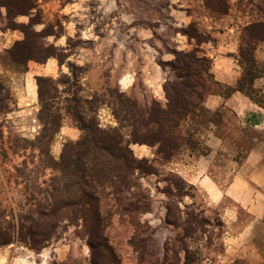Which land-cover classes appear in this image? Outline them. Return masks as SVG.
<instances>
[{"label":"rangeland","instance_id":"rangeland-1","mask_svg":"<svg viewBox=\"0 0 264 264\" xmlns=\"http://www.w3.org/2000/svg\"><path fill=\"white\" fill-rule=\"evenodd\" d=\"M226 2L227 15L212 13L206 0H38L40 24L31 30H45L49 36L41 46L51 47L55 56L46 63L31 61L26 71L8 54L24 34L9 29L11 19L6 8H0V264H104L92 251L82 220L69 222L70 210L54 229L48 205L59 171L52 160L59 161L64 146L79 141L83 133L66 116L48 155L40 151L37 78L57 82L59 107H66L67 98L78 99L80 103L72 105H79L85 119L101 129L118 130L126 142L132 141V134L149 141V110L155 103L167 105L164 85L174 76V52L206 57L216 34L234 27L242 40L247 25L264 23V0ZM15 21L28 25L30 17ZM259 47L264 57V43ZM197 115L181 125L185 141L170 162L149 144L131 143L142 170L127 178L128 190L114 195L106 188L105 235L121 264H184V247L197 254L198 264H233L237 259L264 264L255 246L264 235V219L241 244L248 257L230 250L231 240L251 222L248 211L234 209L228 199L210 204L207 192L190 184L180 170L191 151L204 152L198 135L207 123ZM231 158V153H223L221 164L211 171L221 190L233 171L219 167L229 166ZM256 189L252 185L250 192ZM131 204L136 210H126ZM227 208L239 214L238 223L228 222ZM38 233L46 236L42 239ZM6 240L10 243L2 245Z\"/></svg>","mask_w":264,"mask_h":264},{"label":"trees","instance_id":"trees-1","mask_svg":"<svg viewBox=\"0 0 264 264\" xmlns=\"http://www.w3.org/2000/svg\"><path fill=\"white\" fill-rule=\"evenodd\" d=\"M206 5L212 13L223 15L229 13L226 0H206ZM1 7L6 8L8 18L11 19L9 29L21 30L24 34V39L17 41L8 51L14 64L22 66L26 71L31 61L46 63L55 56L51 47L41 46L42 39L49 36L44 33L45 30L41 32L31 30L32 25L40 24L37 20L38 0H0ZM20 16L30 17V23L28 25L16 23L15 19ZM243 32L245 34L240 42L238 58L242 76L234 90L245 94L259 107L264 108L263 90L255 87V81L264 75V62L257 58L259 45L264 43V23H252L246 26ZM174 55L175 60L170 63L174 76L164 85L167 105L164 108L155 103V106L149 110V141L138 140L132 134V141L126 142L118 130L101 129L96 121L85 119L79 110V105H72V102L79 104L78 99L67 98L66 102L71 103L64 108L59 107L57 82L44 77L37 78L41 105L38 120L42 127L37 137L40 151L48 155L49 147L63 128L66 116H71L76 127L83 133L79 141H69L64 146L59 161L52 160V167L59 171V175L52 180V199L48 205L50 216L55 222L54 229L59 228L62 215L70 210L69 222L82 220L89 235V245L92 251L97 252L103 259L104 264H121L105 235L104 198L108 197L105 190L111 188L114 195L128 190L131 186L127 178L133 177L136 171L142 170L141 161L134 157L130 148L131 143L149 144L157 148L158 155H161L166 162H170L184 144L185 140L181 132V125L184 122L199 117L197 115L199 113L206 118L205 123L223 121L221 113H212L203 106L208 95L221 91L231 94L232 91L229 88L218 90L221 86L211 73V60L207 57H199L195 53L175 51ZM3 89L0 83V94ZM2 102L3 100L0 99V104ZM5 109L8 110L9 105H6ZM135 122L134 120L132 126H135ZM246 134L252 133L246 132ZM190 141L189 139L187 144ZM250 148L252 145L248 146V149ZM115 203L120 205L121 200L116 198ZM136 208L135 204H131L130 209L126 210H136ZM168 211L170 212V208ZM171 224L175 225L174 222ZM37 235L42 236V239L46 236L44 233ZM39 242L41 243L35 241L36 244ZM9 243L6 240L2 245ZM255 246L264 258V235L255 241ZM183 251L184 264H198V257L194 251L186 247ZM167 254L168 249L166 259ZM233 264L246 263L237 259Z\"/></svg>","mask_w":264,"mask_h":264},{"label":"crops","instance_id":"crops-1","mask_svg":"<svg viewBox=\"0 0 264 264\" xmlns=\"http://www.w3.org/2000/svg\"><path fill=\"white\" fill-rule=\"evenodd\" d=\"M236 31L233 27L229 32L216 34V42H209L204 54L211 60V73L215 81L223 90L232 89L231 94L221 91L208 95L203 103L210 112L221 113L223 121L207 122L204 132L198 135L204 152L191 151L189 159L181 161L180 170L190 184L202 187L207 192L210 204L219 205L228 199L235 205L234 209L240 207L248 211L251 222L231 240L230 246V250L248 257L246 249H241V244L247 239L248 233L255 229V223L264 219V203L263 206L260 205L263 202L261 198L264 197V108L259 107L245 94L234 90L242 76L238 60L241 34ZM261 53L262 49L259 47L257 58L264 62ZM255 87L262 89L264 94V75L255 81ZM227 114H231V118ZM249 145L252 148L248 149ZM225 152L232 154L230 162L227 163L230 165H221L219 169L229 168L233 172L227 188L221 190L222 184L211 171L217 168L219 159ZM239 155L243 156L239 158ZM252 185L257 189L251 193ZM226 218L230 224L239 222V214L231 208H227ZM258 255L261 257L259 252Z\"/></svg>","mask_w":264,"mask_h":264}]
</instances>
